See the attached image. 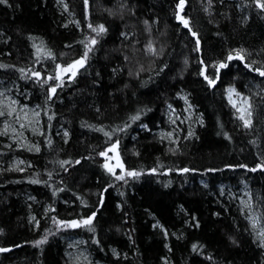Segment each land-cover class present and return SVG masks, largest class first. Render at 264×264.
<instances>
[{"label":"trees","instance_id":"16d2710c","mask_svg":"<svg viewBox=\"0 0 264 264\" xmlns=\"http://www.w3.org/2000/svg\"><path fill=\"white\" fill-rule=\"evenodd\" d=\"M179 3H0V81L40 111L38 151L0 137V264H68L67 237L99 264H264L244 214L218 191L245 183L264 230V0ZM85 45L84 66L57 80ZM228 88L248 99L249 127ZM180 93L201 123L172 143L155 132ZM113 145L122 179L103 165ZM15 158L27 167L12 168Z\"/></svg>","mask_w":264,"mask_h":264},{"label":"rangeland","instance_id":"374dc122","mask_svg":"<svg viewBox=\"0 0 264 264\" xmlns=\"http://www.w3.org/2000/svg\"><path fill=\"white\" fill-rule=\"evenodd\" d=\"M65 11L66 7L63 6ZM69 18L71 15L68 14ZM66 67V66H61ZM57 75L61 79H68L71 74H64L60 72L59 68ZM56 75V77H57ZM230 90H232L230 92ZM231 97V98H230ZM22 93L18 91L16 86L0 81V137L5 138L6 146H12L15 150H24L27 152H34L37 147L32 141V138L39 133L40 123V111L35 106L25 104L23 101ZM180 103L179 107L168 105L166 107L165 117L168 123V129H158L156 135L166 141L175 143L180 135L190 137L194 127L201 123L200 115L196 112L195 108L189 103L187 96L184 93H180L176 97ZM226 99L229 104L238 112L239 116L245 115L246 119H251L247 115L250 111L249 101L246 97L238 94L233 88L226 90ZM245 101L247 103H245ZM235 104V107L233 106ZM242 109L244 111H238ZM111 149V150H110ZM101 155L103 165L107 171L111 168L116 177H123L124 167L118 165L122 164L119 156L118 148L116 145L111 146L105 150ZM14 169H24L27 167L20 159H14L10 163ZM123 165V164H122ZM128 174V173H127ZM220 197H226L237 203L240 211L244 214L246 221L248 222L252 233L260 247L264 249V230L261 226L259 218L253 209V205L250 199V195L247 191L245 183H241L239 188L232 189L229 186H219ZM93 216L91 217L92 220ZM67 227H69L67 225ZM66 252L65 257L68 264H99L92 262L87 252L84 249L83 242L77 237H67L65 240Z\"/></svg>","mask_w":264,"mask_h":264},{"label":"snow or ice","instance_id":"6c2138e0","mask_svg":"<svg viewBox=\"0 0 264 264\" xmlns=\"http://www.w3.org/2000/svg\"><path fill=\"white\" fill-rule=\"evenodd\" d=\"M4 2H6V0H0V3H4ZM183 5H184V0H180V3H179V5H178V7H180L181 10H183ZM258 6L261 7L262 9H264V3H261V4H259ZM181 20H182L184 26H185V27H188V21H187V20H183V18H181ZM104 30H105V29H104L103 25H100L98 29H97V28H94V29H93V31H96L97 34L103 32ZM193 35H195V33H193ZM91 43L94 45V44L96 43V41L93 39V40L91 41ZM85 47H86L87 50L85 51L83 58L80 59V60L75 61V62L72 63V64L67 65L66 67H61V66L58 65L57 67L59 68L60 72H62V73H64V74H69V73H70L72 77H75L76 74H77V72H78V70H79V68H82V67L84 66V62H85V60H86L87 57H88V53L92 50V49H91L90 47H88L87 45H85ZM235 58H236V59H242V55H241V53L238 52V53L236 54V57H235ZM229 59H233V57L230 55V56H229ZM245 66L248 67V65H245ZM219 67H220V68H225V67H227V64L222 63V64H220ZM259 74H260L261 76H264V71H261ZM36 75L38 76L39 73H36ZM55 78H56V79H61V77H60L59 75H57V77H55ZM205 78L208 79V77H205ZM49 79H52V77H49ZM208 82H209L210 85L214 83V81H213L212 79H209ZM58 86H59V85H58ZM231 91H232V90H230V92H231ZM51 92L54 94V93L56 92V87H52V88H51ZM230 98H231V97H230ZM245 103H247V102L245 101ZM233 106L235 107V104H234ZM238 111H244V110H242V109H238ZM0 115H2V113H0ZM247 115L250 117V116H251V112L248 111V112H247ZM133 119H138V117H133ZM239 119H241V120L244 122V126H245V127H249V126H250V123H251V122H250L249 119H246V118H245V115H241V116L239 117ZM105 135H108V133H105ZM38 150H39V149H37V151H38ZM110 150H111V149H110ZM101 155H106V154L102 152ZM118 166H120L121 168L123 167L122 164H121V165H118ZM105 167H108V166L105 165ZM108 170H109V171H112L111 168H109ZM250 170H254V169H250ZM185 171H187V170H185ZM128 175H129V176H135V175H138V174H137V173H133V172H129ZM122 178H123V177H119V176L117 177V179H122ZM80 223H83V224H85V225H90V224H91V217H89V218L83 220L82 222L73 221L71 226H73V227H79V226H80ZM261 235L264 236V233H261ZM44 242H45L44 240H41V241H39L38 243H44ZM262 246H264V245H262Z\"/></svg>","mask_w":264,"mask_h":264}]
</instances>
